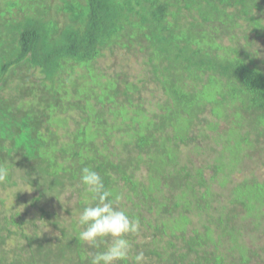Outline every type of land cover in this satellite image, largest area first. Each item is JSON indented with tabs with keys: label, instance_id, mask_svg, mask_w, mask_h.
I'll list each match as a JSON object with an SVG mask.
<instances>
[{
	"label": "trees",
	"instance_id": "16d2710c",
	"mask_svg": "<svg viewBox=\"0 0 264 264\" xmlns=\"http://www.w3.org/2000/svg\"><path fill=\"white\" fill-rule=\"evenodd\" d=\"M21 1L0 0V264L103 250L76 239L83 167L145 264H264V0Z\"/></svg>",
	"mask_w": 264,
	"mask_h": 264
},
{
	"label": "clouds",
	"instance_id": "9594fccd",
	"mask_svg": "<svg viewBox=\"0 0 264 264\" xmlns=\"http://www.w3.org/2000/svg\"><path fill=\"white\" fill-rule=\"evenodd\" d=\"M9 167L0 164V182H6ZM79 183L84 187L82 211L76 216L77 236L83 244L101 249L87 257L89 264H145L142 251L132 254L128 238L140 231V222L117 207L122 197L105 188L100 174L83 167Z\"/></svg>",
	"mask_w": 264,
	"mask_h": 264
},
{
	"label": "rangeland",
	"instance_id": "374dc122",
	"mask_svg": "<svg viewBox=\"0 0 264 264\" xmlns=\"http://www.w3.org/2000/svg\"><path fill=\"white\" fill-rule=\"evenodd\" d=\"M56 1V0H55ZM23 2V0L21 1V3ZM40 1L39 0H34V4H40L39 3ZM24 3H25V5H24V7H26V8H29L30 7V5H33L32 3H31V0H26V1H24ZM30 4V5H29ZM32 7V6H31ZM38 7H41V5L40 6H38ZM42 8V7H41ZM41 8H39L40 10H41ZM32 11L34 10V8H30ZM36 9V8H35ZM45 11H47V10H45V9H43L42 10V12H45ZM103 64L105 63V62H107V61H104V60H102L101 61ZM137 68V64L135 65L134 63H131V68H129L128 70L129 71H132V72H135V69ZM116 69L118 70V68L116 67ZM149 99V98H148ZM73 128H75V126L73 125L72 126ZM263 173H264V170H261V175H263ZM63 199H64V201L63 202H61V203H59V202H57V204L58 205H64V204H66V203H70L69 201L70 200H67V198L66 197H63ZM76 199V198H75ZM75 199H73V201H71V204H70V206L71 205H75V203H76V200ZM72 207V206H71ZM73 208V207H72Z\"/></svg>",
	"mask_w": 264,
	"mask_h": 264
}]
</instances>
